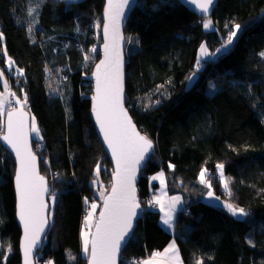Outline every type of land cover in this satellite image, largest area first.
I'll use <instances>...</instances> for the list:
<instances>
[{
  "label": "trees",
  "instance_id": "obj_1",
  "mask_svg": "<svg viewBox=\"0 0 264 264\" xmlns=\"http://www.w3.org/2000/svg\"><path fill=\"white\" fill-rule=\"evenodd\" d=\"M105 1L0 0V68L17 94L12 97L22 101L27 96L24 107L43 137H33V148L52 190L50 227L36 264H87L81 231L85 198L98 200L93 184L97 164L100 180L108 187L111 183L112 164L90 114L93 84L86 78L100 59V51H92L98 41L94 26L102 25ZM30 8H36L31 33ZM209 18L212 27L205 29ZM236 23L242 30L228 50L198 65L201 46L215 54ZM125 35L138 45L127 55V107L155 143L141 172L139 197L154 200L157 184L149 179L164 172L168 194L181 195L185 205L176 214L173 234L162 226L160 210L143 208L120 264L147 260L173 241L184 264L197 259L264 264V0H219L209 17L177 0H139ZM8 59L23 75L7 71ZM194 74L198 79L187 91ZM54 81L60 82L62 103L53 94ZM211 83L214 94L208 93ZM59 110L66 114L65 123L57 120ZM5 114H0V135ZM218 164L230 178L231 196ZM203 168L219 201L204 196L209 189L199 183ZM15 171L14 158L0 142V264L22 261ZM224 203L244 208L249 216L233 217Z\"/></svg>",
  "mask_w": 264,
  "mask_h": 264
},
{
  "label": "snow or ice",
  "instance_id": "obj_2",
  "mask_svg": "<svg viewBox=\"0 0 264 264\" xmlns=\"http://www.w3.org/2000/svg\"><path fill=\"white\" fill-rule=\"evenodd\" d=\"M39 2V0H38ZM74 2V0H69ZM191 4L202 14L207 15L214 4V0H189ZM130 0H107V6L104 16L107 23L104 24L105 38V60L96 66V95L93 97V112L96 122L99 124L100 132L103 134V140L111 150V154L116 162V168L113 172L115 183L112 185L111 194L105 196L100 193L104 200V209L100 213L98 222L95 224V232H91L93 227V218L95 210L98 207L96 203H91L83 224L86 229L83 233V252L88 255L90 264H116V258L120 252L121 243L124 238L132 231L133 222L137 217V209L141 207L140 201L136 198L135 176L139 170L141 162L146 155L153 149V142L147 136L141 135L132 123L127 111L123 107V72L122 57L120 54V41L123 36L120 33L122 20L125 18V9L129 8ZM36 8L28 9V15L33 16ZM30 22L28 32H32ZM99 27V25H97ZM205 29L212 27V20L206 19L203 23ZM241 25L236 23L230 30L221 49H216L217 53L222 50L227 51L228 47L233 44L234 38L240 32ZM0 38L3 33L0 32ZM92 51H95L93 49ZM6 52V50H5ZM264 56V52L260 54ZM201 58L214 56L209 52L206 45L200 49ZM87 58V57H86ZM14 61L11 59L7 62L9 71L13 70ZM198 65L200 61L198 60ZM18 74L23 75L22 69H15ZM3 77V71L0 70V78ZM7 90L8 85L5 81L3 84ZM211 90H215L212 86ZM15 95V93H10ZM20 104L21 101L17 100ZM27 103V96L23 98V104ZM21 108L8 113L6 132L2 139L16 154L19 160V171L16 174V189L19 196V217L24 226V257L25 264H32L31 254L39 240L40 233L47 223L45 212L48 205L44 197L48 193L43 176H40L36 166V155L32 152L29 144V135L34 133L37 141L42 140L40 129L32 117V123L29 127L26 119V113ZM4 104L0 101V110ZM173 167L174 165H169ZM217 169L220 179L224 182V188L231 196L229 189L230 178L224 176V165L218 164ZM101 166L97 164L95 174L100 175ZM152 180H159L161 185L164 184V173L153 176ZM95 183V181H94ZM199 183L209 189L207 196L216 201L220 200L211 191L212 177L208 174V169L203 168L199 173ZM52 201H55L54 194ZM87 204V198H85ZM153 206H159V210L164 213L162 223L169 230L174 229V219L177 205L181 204V198L175 196L170 198L166 205L160 198L156 197L152 202ZM223 207L237 218H245L249 213L244 208L235 206L232 203H224ZM251 246H255L252 239L248 240ZM171 254V255H169ZM162 254L157 252L154 257H160ZM163 256L168 257L172 264H183L179 256V250L173 241L168 248L164 250ZM144 264H152V261H145ZM195 264H204L203 259H197Z\"/></svg>",
  "mask_w": 264,
  "mask_h": 264
},
{
  "label": "water",
  "instance_id": "obj_3",
  "mask_svg": "<svg viewBox=\"0 0 264 264\" xmlns=\"http://www.w3.org/2000/svg\"><path fill=\"white\" fill-rule=\"evenodd\" d=\"M86 0H74V2H69V0H64V2L67 4V5H78V4H81L83 2H85ZM139 0H130V4H129V8L125 9V18L122 20L121 22V26H120V33L121 35L123 36V39L120 41V45H119V48H120V54H121V57H122V72H123V107L124 109L127 111V114L128 116L131 118V121L132 123L135 125V128L136 130L143 136H146L137 126V124L135 123L128 107H127V100H126V89H127V63H128V59H127V54H126V50H127V40H126V35H125V29H126V26H127V23L130 19V16L132 15L137 3H138ZM179 3H181L182 5L196 11L199 15L201 16H204V17H209L214 9L216 8L219 0H214V4L212 5V7L210 8L209 10V13L207 15L205 14H202L200 13L193 4H191L189 2V0H177ZM106 6H107V0L105 1V6H104V11H103V15H102V19H103V24H102V30H101V45L99 47V51H100V59L99 61L96 63V65L94 66V69H93V72H92V75H91V78L90 80L92 81V84H93V96H92V101H91V118H92V121H93V124H94V127H95V130H96V133L100 139V141L102 142V145H103V148L106 152V154L108 155L109 159H110V162L112 164V169H113V172L115 171V168H116V162H115V159L113 158L112 154H111V150L107 147V144L105 143V141L103 140V134L100 132V128H99V124L96 122V119H95V114L93 112V105H94V100H93V97L96 95V76H95V72H96V66L99 65L101 63V61H104L105 60V48H104V45H105V38H104V24L107 23V20L104 16V13H105V10H106ZM198 79V74H194L190 77L188 83H187V86H186V90L187 91H190L194 84L196 83ZM21 106H17V107H14L12 109H10L9 111L6 112L5 114V119H4V130H3V133L0 135V136H3L4 133L6 132V124H7V116H8V113L9 112H12V111H15V110H18L20 109ZM23 112L26 113V119L28 121V124H29V127L31 126V123H32V115L31 113L25 108L23 107ZM148 139H150L149 137H147ZM151 140V139H150ZM33 135L32 133H30L29 135V144H30V147H31V150L32 152L36 155L37 157V160H36V166H37V171L39 173L40 176H43L44 179H45V182H46V185L48 187V193L45 194V197H44V200H45V203L48 205V208L45 212V216H46V219H47V223L46 225L44 226V229L43 231L40 233V236H39V240L37 242V244L35 245L33 251H32V254H31V262L32 264H36V256H37V253L38 251L42 248L43 246V242H44V239H45V236L49 230V227H50V212H51V203L49 201V197H50V194H51V187L49 185V180L48 178L43 174L42 172V169H41V162H40V158L39 156L35 153L34 151V148H33ZM152 141V140H151ZM0 142L2 144V146L12 155V157L14 158V161L16 163V171H15V176H14V190H15V196H16V219H17V222H18V225L21 229V239H20V253H21V264H25V257H24V226H23V223L21 222L20 220V217H19V196H18V193H17V189H16V180H15V177H16V174L17 172L19 171V160L17 159L16 157V154L15 152L2 140L0 139ZM153 142V141H152ZM155 151V143L153 142V149L146 155L145 159L141 162L140 166H139V170L137 171L136 173V176H135V189H136V198L138 201H140V197H139V193H138V185H139V181H140V178H141V172L142 170L144 169L146 163L148 162V160L150 159V157L152 156V154L154 153ZM115 183V178L113 176V173H112V177H111V187L108 191V193L105 195V196H108L111 194V188H112V185ZM141 204V203H140ZM104 209V200H103V203H102V207L100 209V212L98 214V217H97V220H96V223L98 222V219H99V216H100V213L103 211ZM142 211H143V208H142V205L139 209H137V217L136 219L134 220L133 222V228H132V231L128 233V235L124 238V241L121 243V247H120V252L116 258V264H120L121 263V256H122V253L128 243V241L132 238L133 234H134V230L137 226V222L138 220L141 218V215H142ZM95 223V224H96ZM95 232V226H94V229H93V233ZM87 264H90V259L89 257L87 258Z\"/></svg>",
  "mask_w": 264,
  "mask_h": 264
},
{
  "label": "rangeland",
  "instance_id": "obj_4",
  "mask_svg": "<svg viewBox=\"0 0 264 264\" xmlns=\"http://www.w3.org/2000/svg\"><path fill=\"white\" fill-rule=\"evenodd\" d=\"M57 1V0H56ZM27 16L29 17V15L27 14ZM27 16H23V17H21V19H22V21H24V19H25V21L27 20ZM29 22V21H28ZM103 24V23H102ZM97 25H99V27H97ZM101 30H102V25H100V23L99 22H97L96 24H95V26H94V35H95V37H96V39L98 40L97 41V46H96V48H95V50H99V47H100V45H101V39L99 38V36L101 35ZM242 30V29H241ZM241 30H240V32H238L237 33V36H236V38L238 37V35L241 33ZM146 35H147V37L148 38H150V35H149V33H148V29L146 28ZM236 38H234V40H233V42L236 40ZM138 45H137V42L135 41V38H133V37H128V39H127V50H126V54L128 55L129 53H131L132 51H134V50H136L138 47H137ZM229 48V47H228ZM208 49V48H207ZM221 49V48H220ZM228 50V49H227ZM208 51H209V49H208ZM210 52V51H209ZM223 53H225V51L224 50H222L221 52H219V53H215L214 54V56H212V57H207V58H201V56H200V51H199V61H201V60H209V59H216L220 54H223ZM9 60V59H8ZM8 60H7V62H8ZM6 69H7V71H9L8 70V67H7V63H6ZM16 68H15V65H13V70L12 71H9L12 75L14 74V75H17V71L15 70ZM0 70H2L1 68H0ZM88 76H86V78H87ZM7 82V85H8V88H7V90L4 88V86H3V84H4V82ZM58 82V81H57ZM56 81H54V88L52 89V91H53V94H55L56 93V95H57V98H58V100L60 101L59 103H62L61 102V100H60V82H58L57 83ZM212 86H213V84L211 83L210 84V87H209V89H208V93L209 94H214V92H215V90L213 91V90H211L212 89ZM10 93H15L14 91H13V88H12V86L11 85H9V82H8V79H7V76H6V74H5V72L3 71V77L2 78H0V101H2L3 102V104H4V107H3V109L2 110H0V114H5L6 113V111H8V110H10L12 107H15V106H21L22 104H23V100L21 101V103L20 104H18V103H16V101L17 100H19L17 97H15V99L14 100H12V96L13 95H11ZM15 95H17L16 93H15ZM58 95H59V97H58ZM23 107H24V104H23ZM57 120L60 122V123H65L66 122V114H65V112H63V110H59V112L57 111ZM32 135H33V137L34 138H36V136H35V134L34 133H32ZM164 173V172H163ZM158 175H159V173H158ZM151 179V178H150ZM149 179V180H150ZM166 179V174L164 173V180ZM94 181H95V183H94ZM156 182H157V184H159L160 183V181L159 180H156ZM93 184H94V186H95V193H96V195L98 196V200L96 199V200H92V201H90V200H88L87 199V201H88V203L86 204V213H85V216L87 215V213H88V211H90L91 209L89 208V205L91 204V203H96L97 205H98V207L96 208V210H95V215H94V218H93V227L91 228V232H93V229H94V226H95V223H96V220H97V217H98V214H99V212H100V209H101V207H102V203H103V199L101 198V196H100V193L101 192H103L104 193V195H106L107 193H108V191H109V189H110V187H111V183H110V186L108 187V185L107 184H105L104 182H102L101 180H100V178H99V176L97 177V178H95V179H93ZM107 185V186H106ZM208 191L209 190H207V192L204 194V196H205V198H206V200L207 201H209V202H214L213 201V199H211V198H209L208 196H207V193H208ZM212 191V190H211ZM168 191H167V186H166V184L164 183L163 185H161V187H160V196H162L163 194H165V204L167 205L168 203H167V200H168ZM156 197H157V195H156ZM197 199H200L201 197L200 196H198V197H196ZM51 201H52V198H51ZM154 201V200H153ZM152 201V202H153ZM148 203V204H146L147 206H149V205H151V206H153V203ZM52 203L54 204V202L52 201ZM143 208H146V206H144L143 205ZM152 209H155V210H159V206H153L152 207ZM85 218V217H84ZM84 221V220H83ZM86 229L84 228V224L82 225V231H81V242H82V247H83V236H82V233L85 231ZM176 244V243H175ZM177 246V245H176ZM178 248V247H177ZM84 253V252H83ZM85 254V253H84ZM85 256L88 258V255H86L85 254ZM45 264H53V262H51V261H47Z\"/></svg>",
  "mask_w": 264,
  "mask_h": 264
},
{
  "label": "crops",
  "instance_id": "obj_5",
  "mask_svg": "<svg viewBox=\"0 0 264 264\" xmlns=\"http://www.w3.org/2000/svg\"><path fill=\"white\" fill-rule=\"evenodd\" d=\"M160 174V173H159ZM154 176H158V174H156V175H154ZM153 177V176H152ZM152 177H151V179H150V183L151 184H157V182H156V180H152ZM164 183L166 184V186H167V181H166V179L164 180ZM160 187H161V183H159V184H157V194H159L160 195ZM156 194V195H157ZM168 194V193H167ZM156 195L154 196V199L156 198ZM175 196H179L180 198H181V204H178L177 205V210H176V213H175V218H176V214H177V212L179 211V210H181L183 207H184V205H185V200L183 199V197L181 196V195H174V196H171V195H169L168 194V200H167V203L170 201V198H172V197H175ZM160 198L163 200V201H165V194H163L162 196H160ZM163 215H164V213L162 212V217H163ZM174 222H175V219H174ZM161 224H162V226L166 229V230H168L170 233H174V229H171V230H169L166 226H164L163 225V223H162V218H161ZM172 243V242H171ZM170 243V244H171ZM169 244V245H170ZM168 245V246H169ZM168 246L166 247V248H168ZM177 247V246H176ZM165 248V249H166ZM164 249V250H165ZM164 250L163 251H161V256L160 257H152V258H150V259H147V260H145V261H152V264H172V262L171 261H169V259H168V257H165V256H163V253H164ZM169 255H171V254H169ZM179 256H180V253H179ZM180 259H181V256H180ZM144 261V262H145ZM181 261H182V259H181ZM144 262H143V264H144ZM183 262V261H182ZM184 264V263H183Z\"/></svg>",
  "mask_w": 264,
  "mask_h": 264
},
{
  "label": "built area",
  "instance_id": "obj_6",
  "mask_svg": "<svg viewBox=\"0 0 264 264\" xmlns=\"http://www.w3.org/2000/svg\"><path fill=\"white\" fill-rule=\"evenodd\" d=\"M90 78H91V76H88V77H87V79H90ZM12 100H14L13 97H12ZM152 201H153L152 199H145V198L140 199V203H141V205H142V208H143V205H144V206H146L147 208L152 209L153 206H151V205L147 206V205H146V204H148V203H151ZM152 210H155V209H152ZM155 253H157V252H155ZM155 253H154V254H155ZM153 256H154V255H153ZM153 256H151L150 258H152ZM150 258H147V259H150ZM144 261H145V259H144V260H140V259L134 258L132 264H143Z\"/></svg>",
  "mask_w": 264,
  "mask_h": 264
}]
</instances>
